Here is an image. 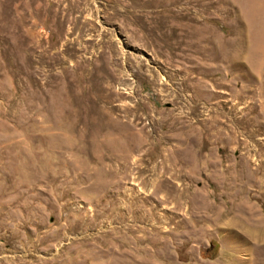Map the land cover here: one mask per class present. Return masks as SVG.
Returning a JSON list of instances; mask_svg holds the SVG:
<instances>
[{
    "label": "rangeland",
    "instance_id": "obj_1",
    "mask_svg": "<svg viewBox=\"0 0 264 264\" xmlns=\"http://www.w3.org/2000/svg\"><path fill=\"white\" fill-rule=\"evenodd\" d=\"M0 264H264V0H0Z\"/></svg>",
    "mask_w": 264,
    "mask_h": 264
}]
</instances>
